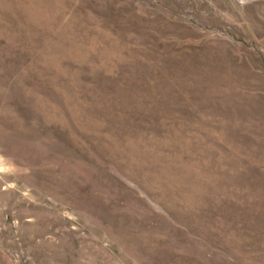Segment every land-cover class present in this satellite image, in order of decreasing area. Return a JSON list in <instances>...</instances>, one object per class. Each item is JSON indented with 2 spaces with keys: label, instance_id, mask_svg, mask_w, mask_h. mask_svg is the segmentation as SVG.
<instances>
[{
  "label": "rangeland",
  "instance_id": "374dc122",
  "mask_svg": "<svg viewBox=\"0 0 264 264\" xmlns=\"http://www.w3.org/2000/svg\"><path fill=\"white\" fill-rule=\"evenodd\" d=\"M0 264H264V0H0Z\"/></svg>",
  "mask_w": 264,
  "mask_h": 264
}]
</instances>
